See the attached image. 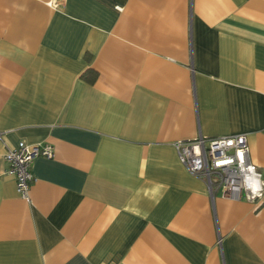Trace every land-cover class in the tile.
Returning a JSON list of instances; mask_svg holds the SVG:
<instances>
[{"label":"crops","instance_id":"0c3cea01","mask_svg":"<svg viewBox=\"0 0 264 264\" xmlns=\"http://www.w3.org/2000/svg\"><path fill=\"white\" fill-rule=\"evenodd\" d=\"M233 135L264 174V0H0V264H264V199L173 146Z\"/></svg>","mask_w":264,"mask_h":264},{"label":"built area","instance_id":"2783aa9c","mask_svg":"<svg viewBox=\"0 0 264 264\" xmlns=\"http://www.w3.org/2000/svg\"><path fill=\"white\" fill-rule=\"evenodd\" d=\"M179 163L187 172L205 182L211 197L220 192L225 198L249 203L264 199V174L250 161L245 135L217 139L199 137L173 144ZM54 148L48 144L20 142L4 155L5 174L15 179L18 195L29 199L33 177L31 163L39 157L53 159Z\"/></svg>","mask_w":264,"mask_h":264},{"label":"trees","instance_id":"16d2710c","mask_svg":"<svg viewBox=\"0 0 264 264\" xmlns=\"http://www.w3.org/2000/svg\"><path fill=\"white\" fill-rule=\"evenodd\" d=\"M86 60H89L87 57H85ZM90 75V77H89ZM82 78L84 79V81H86L89 84H93L94 83V79L96 78V73L93 70H87L83 75Z\"/></svg>","mask_w":264,"mask_h":264}]
</instances>
